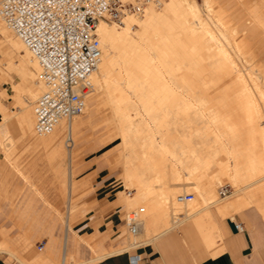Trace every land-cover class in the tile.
Returning a JSON list of instances; mask_svg holds the SVG:
<instances>
[{"label": "bare ground", "instance_id": "6f19581e", "mask_svg": "<svg viewBox=\"0 0 264 264\" xmlns=\"http://www.w3.org/2000/svg\"><path fill=\"white\" fill-rule=\"evenodd\" d=\"M240 1L245 5V0ZM252 1L259 5V0ZM180 2L181 0H174V4L162 5L151 3L139 15H124L120 21L121 25H110L103 19L96 23L95 30L100 41L101 55L90 76L93 89H102L105 107L117 123L118 135L121 137V153L124 155L123 178L126 183L137 187L133 200H144L143 211L146 208V212H140L143 227L147 232L152 228L161 227L158 231L155 230L156 233L153 230L154 233L149 238L134 240L130 245L149 242L180 222L173 217H167L169 206L178 209L176 213L180 214L179 216H182V211L185 212L180 218L182 220L190 213L196 214L210 204H215L217 211L223 216L241 210L248 202L244 195L238 194L228 200L216 197L215 185L224 179L237 184L236 191L245 187L260 189L264 186V86L259 87L250 67L233 62L228 57L231 52L220 43L221 39L230 37L236 47L234 53L243 54L246 51L245 42L240 41L242 36L239 28L243 30L244 27L238 24L228 27L227 24L232 18L226 9L222 5H214L215 0H204L209 12L211 10L210 15H214L215 19L229 30V34L215 35L212 27L198 25L197 27L203 30V33L198 35L201 39L200 45L205 47L209 55H222L223 58H211L208 64H184L182 60L173 58V55L179 52L175 46L180 43L179 30L175 29L165 11V8L170 9L178 24L189 23L185 28L194 35L196 27L190 24L189 14L194 15L196 10L192 4ZM181 13L185 15L183 18ZM248 20L253 30L264 32L261 16L249 13ZM134 25L137 30H132ZM216 25L217 30L223 32V28ZM0 34L3 37L0 39L2 58L8 68H13L19 73L16 81L10 80L8 75L0 78L1 142L10 134L9 126L14 121L17 132L28 137L29 142L41 143L40 145L48 148L50 146L51 151L47 159L51 161L64 153L60 134L65 125L66 136L69 134L72 142L66 143V137L63 140L67 151L71 153L75 145L73 131L83 126L85 119H62L50 132L36 137L31 104L44 88L38 76L36 59L22 40L4 23L1 16ZM2 40H5V43ZM186 53H190V50ZM184 69L203 73L185 75L181 73ZM213 71L219 74L212 75ZM230 71H233L232 75L228 74ZM197 78L200 79L196 80ZM6 80L12 81L11 92L1 84ZM213 87H216L214 92L211 91ZM1 98H10L19 105V111H8ZM224 104H235V107L223 110L225 113L215 107ZM88 108L86 99L83 112L88 111ZM133 108L137 109L136 114H132ZM197 116L205 120L207 127H211L203 133H212L216 143L191 138L195 133L191 130L182 133L179 130H171V126L176 124L191 127ZM180 134L183 138H178ZM240 135L247 136L248 140L233 145L227 139L229 136L237 138ZM213 167L216 171L211 173ZM254 171L259 174L254 176ZM22 174L25 176L23 171ZM182 176L185 179H182ZM180 178L196 191L195 198L193 194L191 199L177 200L178 194L175 193L182 182H179ZM154 182L159 184L155 185ZM29 183L32 185L33 182ZM182 188L183 191L186 189ZM128 202H131V199ZM181 203L185 204L182 210ZM200 203L202 206L198 207ZM256 204L260 206L264 216V192L262 199ZM66 226L71 228L69 224ZM133 234L135 238L137 231ZM129 244L112 248L110 251H94L91 257L74 260L73 264L96 262L120 253L128 248ZM0 251H7L9 256L16 257L21 264H26L19 258L21 254L19 257L16 255L11 240L1 239ZM46 260L47 255H40L34 261L42 264ZM60 264H66L65 260Z\"/></svg>", "mask_w": 264, "mask_h": 264}, {"label": "rangeland", "instance_id": "374dc122", "mask_svg": "<svg viewBox=\"0 0 264 264\" xmlns=\"http://www.w3.org/2000/svg\"><path fill=\"white\" fill-rule=\"evenodd\" d=\"M240 2V0H215L214 5H222L232 18V20L227 24L228 27L236 26L237 24L244 27L243 30L239 28V31H241L240 33L242 36L240 41L245 42L244 49L246 51L243 54H235L234 51H236V47L230 37L221 39L220 43H222L224 47L229 52H231L228 57L231 58L233 62L237 64H243L244 66L251 68L255 81L258 82L259 87H263L264 32L261 30H253L250 26V21L248 20L249 13H251V15L257 13L259 10V5L255 4L252 0H245V5H242ZM185 3H189L190 5L192 4L196 10L194 15L189 14V16H191L190 24L196 27V33H194V35H191L189 30L185 28V26L189 25V23L183 22L178 24V21L175 20L171 10L165 8L167 16L172 20L175 29L179 30L180 43L175 45L176 48L179 49V52L174 54L173 58L180 59L184 64L189 65H199L204 63L208 64L209 59L211 58H223L222 55L211 56L206 53L205 47L200 45L201 39L198 36L203 33V30L201 27L197 26L202 24L203 26L212 27L215 35H218V33L229 34V30H226L223 27V24L215 19L214 15H210L211 10L209 12L204 0H181L180 2V4ZM162 4H174V0H162L159 5ZM181 12H183V10ZM181 15L182 18L185 16L182 13ZM107 23L110 25L113 23H116V25L122 24L120 21ZM216 24L223 28V32L217 30ZM132 30H137V26L134 25ZM0 39H3L1 34ZM2 42L5 43V40H2ZM209 42H213V40H209ZM189 50L190 53H186ZM181 73L185 75H199L203 72H194L184 69L181 70ZM211 73L212 75L219 74L216 71ZM228 74L232 75L233 71L228 72ZM4 75H8L12 81H16L19 78V73H17L13 68H8L0 53V78L2 79V76ZM199 79L200 78H197L196 80ZM12 81L6 80L5 82L1 83L8 92L12 91ZM215 90L216 87L211 88V91L214 92ZM1 100L5 104L8 111L11 110L10 112L16 113L19 111V105L15 102H12L10 98H1ZM87 104L89 107L88 111L77 114L72 118H77V120L85 119V123L83 126L78 127L75 132L73 131V133H75L73 135L75 145H73V151L71 150V153L67 151V147L65 145L66 140H63L66 137V126L64 125L61 129L62 134H60V144L61 146L63 144L62 148L64 153L61 154L63 157L61 155L60 157L56 156L54 159L49 161L47 159V155L51 151V149H49L50 146L48 148V146L40 145L41 143L33 144L29 142L27 139L28 137L21 136L17 132L14 121L9 126L11 131L10 134L4 138L6 141L3 139L1 142L0 140V239H2V229L9 231L12 240H14L13 243L16 245V255L19 257L21 254L19 258L26 264H30L31 261L33 264H36L34 261L36 256L38 254L44 255L47 247L50 244L53 248H56V258L46 260L43 262V264H60V262H62L63 254V237L67 224H69L75 230L74 234L77 240L72 244L71 248H68L65 254L64 260L66 264H70V262L73 264V262H75L74 260L88 257L90 255L91 247L88 241L92 244H96L101 240L99 237H94L93 235L85 236L79 234L78 230L76 229V225L84 218L88 204H93L96 197H99V195L96 196V194H99V186L104 181L112 182V184L115 185L117 189V201L121 202L123 208L121 212V221L119 222L118 228L113 235V240H115L116 243L124 240V244H129L134 240H143L144 238H149L154 232L156 233L161 228H152L147 232V230H145L143 227V218L138 209L141 206L143 207L144 200H133L137 192V187L135 185L126 183L123 178L122 169L124 158L122 157H124V155L121 153V137L118 135L117 123L113 120L108 108L105 107L104 92L100 87L93 89L92 92L87 96ZM15 106L18 107L16 108ZM32 106L33 102L31 104V107ZM215 107H217L219 111H227L233 109L235 104L215 105ZM131 112L132 114H136L137 109L133 108ZM223 112L225 113V111ZM210 128L211 127H207L205 125V120L201 117L198 118V116L193 120L191 127L180 124L171 126V130H179L180 133H182V131L186 132L188 130L195 132L193 135H191V138H196V140L207 141V143H216L215 137L212 133H203L205 130H210ZM41 135L36 134L35 136L40 137ZM178 138L183 137L181 135ZM227 139L229 140L230 144L233 145L246 142L248 140L247 136L245 135H240L237 138H230L229 136ZM46 152L47 154H45ZM58 166L60 167L59 169L57 168ZM211 169V173L216 171V168L214 169V167ZM22 171L25 176L22 174ZM25 172L37 173V175L42 178V181L46 187H49V183L51 182L57 183L58 185L59 207L55 208L54 206L50 205L49 201H44V203L48 204L50 210L57 216V221L54 224V233L52 236L53 242H50V235L44 229L39 228V226L35 225L34 222H27L23 219L19 221L18 215L13 213L14 210L18 208V204L25 200L24 195L32 193L31 186L27 184V182L29 183V181L32 180ZM254 173V176L259 174L257 171H254ZM26 176L29 178V180L26 178ZM181 178L185 179L184 176ZM182 179L179 180V182L182 181L183 183L180 182V186L175 194L190 191L193 192L195 198L197 194L196 191L185 184L184 180ZM156 183L159 184L158 182H154L153 184L156 185ZM181 186L184 188L186 187V189L183 191ZM236 187L237 184H233L230 181L224 179L215 185V192L217 193L216 197L222 200H228L236 197L238 194L244 195L246 201L248 202L243 208H241L239 212H237L242 215L245 210L246 212L251 213L252 222H264V216L260 212L261 208L258 206V204H256L257 201L262 199L264 186L260 189H249L248 187H245L242 190H239L240 192L236 191ZM220 188L224 190L223 193L220 192ZM234 190L236 192H234ZM33 197L34 199H37L35 196ZM123 199L125 204H123ZM129 199H131V202H128ZM200 204L198 207L202 206V204ZM181 205L182 207L180 209L182 210L184 207L183 205L185 204L181 203ZM170 207L171 206L167 208V217L171 219L173 217L174 220L176 219L181 222L182 219L180 218H182L183 213L185 214V212L182 211V216H179L180 214L176 213L178 209ZM129 209H135L138 211L140 228L137 230V235L135 238V235L133 233L131 234V232H129L124 225L123 218L126 211ZM145 212L146 208L143 213ZM192 217H194L193 212L185 217V219L182 221H186L187 219L189 220ZM153 230L154 232H152ZM39 244H41L43 248H38ZM144 245H147V243L131 247L127 252H134ZM13 257L14 256L8 255L7 261H14L16 264H19L20 262L17 260V258Z\"/></svg>", "mask_w": 264, "mask_h": 264}, {"label": "built area", "instance_id": "2783aa9c", "mask_svg": "<svg viewBox=\"0 0 264 264\" xmlns=\"http://www.w3.org/2000/svg\"><path fill=\"white\" fill-rule=\"evenodd\" d=\"M161 1L0 0L2 20L36 59L38 76L44 85L33 102L36 134H46L62 119L69 120L83 112L93 90L90 76L101 55L96 23L100 19L121 21L126 14L139 15L147 5ZM71 142L67 134L66 143ZM192 197V192H183L177 200ZM138 211H143V207ZM138 211L129 209L123 218L131 233L139 229ZM234 223L237 229L242 228L240 223ZM41 247L39 244L38 248ZM127 259L128 264H158L138 252H129Z\"/></svg>", "mask_w": 264, "mask_h": 264}, {"label": "crops", "instance_id": "0c3cea01", "mask_svg": "<svg viewBox=\"0 0 264 264\" xmlns=\"http://www.w3.org/2000/svg\"><path fill=\"white\" fill-rule=\"evenodd\" d=\"M257 14L264 21L263 0H259ZM25 173L30 176L32 185H36V187L34 188L24 178L31 186L32 193L24 195L25 200L18 204V208L13 213L18 215L19 221L23 219L27 222H34L39 228L44 229L50 235V242H53L52 236L57 216L44 201H49L50 205L55 208L59 207L58 185L51 182L49 187H46L37 173ZM98 193L96 196L99 195V197H96L93 204H88L84 218L76 225L79 234L93 235L101 240L96 244L87 240L91 247V253L84 258L91 257L94 251H110L112 248L127 245L124 244V240L118 243L113 240V235L121 221L123 209L121 202L117 201L115 185L112 182L104 181L100 184ZM33 196L37 199H34ZM123 204H125L124 199ZM238 212L223 216L217 211L215 205L208 206L194 214L191 219L181 221L153 240L145 242L147 245L141 246L134 252H138L142 257L158 264H264V222L254 223L251 221L250 212L244 210L242 215ZM230 222L234 224V229ZM234 222L240 223L242 228L237 229ZM74 231L72 227H65L62 260L68 248H71L77 240ZM2 239L14 241L6 229H2ZM137 245L132 243L120 253L90 264H128L127 251ZM14 246L16 247V245ZM8 254L7 251H0V264H16L14 261H7ZM40 255L38 254L36 258ZM46 255L48 260L55 259L56 248L50 244L45 254L41 256Z\"/></svg>", "mask_w": 264, "mask_h": 264}, {"label": "water", "instance_id": "95a60500", "mask_svg": "<svg viewBox=\"0 0 264 264\" xmlns=\"http://www.w3.org/2000/svg\"><path fill=\"white\" fill-rule=\"evenodd\" d=\"M230 225H231V227L234 229V224H233L232 222H230Z\"/></svg>", "mask_w": 264, "mask_h": 264}]
</instances>
